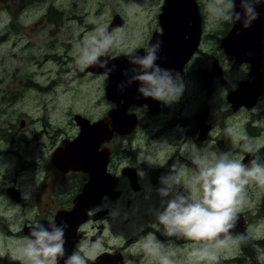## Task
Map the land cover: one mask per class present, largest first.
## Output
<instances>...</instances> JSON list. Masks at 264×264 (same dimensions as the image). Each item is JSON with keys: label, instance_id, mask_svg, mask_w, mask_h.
<instances>
[{"label": "flooded vegetation", "instance_id": "1", "mask_svg": "<svg viewBox=\"0 0 264 264\" xmlns=\"http://www.w3.org/2000/svg\"><path fill=\"white\" fill-rule=\"evenodd\" d=\"M190 1L192 7L187 13L192 15L193 20L185 22V27L181 30V41L186 45L191 42V45L196 43V46L180 72L185 86L180 102L175 106V103L164 105L160 101L145 98L139 92L141 87L139 83L136 84L137 92L135 93L138 94L139 99L134 96H125L126 98L115 101L107 92L110 76L94 73L88 68V74L101 78L103 81L105 106L102 110L105 112L96 120H92L86 114H75L74 133L63 134L61 129L57 128L56 135L51 138L53 151L47 156L48 161L44 162L43 166L37 163L30 164L39 169L30 175L36 179L33 186L37 185L39 189H41L38 184L39 177L47 180L53 178L46 170L49 172L53 170L56 173V178L53 180L57 181V188H54L52 203L46 208L36 207L35 210V206L41 207L45 203L34 198L29 206L24 204L26 188L14 179L13 182L17 185L7 188L8 204L5 202L7 206L4 209L11 208L13 214L10 225L5 227V233L0 234V241L19 244L24 236L30 234V228L35 223L41 222L47 228L48 221L56 220L58 227L65 222L69 225L65 235L66 257L63 259L70 256L76 244L84 240L92 243L98 241L101 246L93 258L89 259L88 264H154L138 246L140 236L153 231L160 241L165 244L172 243L177 253L175 258L178 264H192L188 258V251L196 246L195 242L166 237L162 235V226L160 231L152 227V224L156 223L155 211L163 210L162 198L157 194L156 189L162 187L161 178L169 174L174 164L194 167L191 161L181 154L185 143H195L198 147H203L210 142L217 150L231 155L238 153L234 145H241L247 138L252 144L256 140L255 142L259 141L261 144V148L264 147V125H262L264 81L261 80V92L255 103L252 99L248 102L250 107L237 108L231 101L232 94L249 79L253 68L264 75V59L255 61L253 59L251 62L231 60L221 46L233 30L234 23L218 21L211 16L207 11L206 0ZM164 2L165 0H162L158 27L149 34L147 41L129 52L118 53L117 49H114L110 53V62L122 56L144 51L153 43L155 36L163 34L160 15ZM112 24L108 27V31L114 34L118 28L113 27L117 28L113 30ZM122 24L125 25L123 18ZM262 42L264 43V40ZM211 43L214 45L212 48ZM127 66H130L129 71L133 68H137L136 72L140 70L138 65L130 62ZM128 86L130 87L127 83ZM190 91L194 94L189 95ZM254 91L252 90L253 96L259 88ZM123 105L126 106L127 116L133 121L136 120V124L132 123L126 133H118L114 131L110 121L108 129L113 133L109 140L100 146V151L109 152L106 166L109 178H106V181L103 179L98 184L104 189L106 183L109 192L107 194L103 192L104 195L99 203H84L80 207L77 205L78 198L87 189L91 179L90 174L83 168L69 170L64 166L65 170H63L53 162V154L63 146V143L70 144L80 136L81 123L77 121V116L81 117L80 122L88 120L94 124L101 119H109L112 111ZM222 105L225 108L223 110L220 108ZM189 106H191L190 109L187 108ZM195 106H197L196 109H193ZM254 158L259 160L262 158L258 149L252 153L241 151L239 157L245 164ZM148 161L154 164H149ZM104 175L105 172H102L103 178ZM185 175L189 174L185 173ZM66 180L69 182L68 187ZM247 192L250 203L247 209L239 213L232 234L235 237H243L240 243L244 244L242 247L247 244L248 251H240L245 256L239 257L238 262H228L229 260L226 261L225 258L220 257L218 264H264L258 251L264 248V189L258 187L255 193L248 187ZM39 193L43 197V192ZM41 197L39 196V199ZM153 207L155 211H150ZM31 213L34 215H30ZM22 215L26 216V221L23 220L24 217L21 218ZM80 251L83 255L88 252V248L85 247ZM8 254L13 256V252ZM8 259L9 257L6 258ZM63 259L59 264H64ZM16 264H20V261L17 260Z\"/></svg>", "mask_w": 264, "mask_h": 264}, {"label": "rangeland", "instance_id": "2", "mask_svg": "<svg viewBox=\"0 0 264 264\" xmlns=\"http://www.w3.org/2000/svg\"><path fill=\"white\" fill-rule=\"evenodd\" d=\"M162 4V0H0V234L5 233L13 214L11 208L4 209L7 188L17 185L14 179L26 188L24 204L29 206L33 198L45 203L35 206L36 210L52 203L56 173L46 170L53 178L39 177V189L30 176L39 169L30 164L43 166L48 161L56 129L71 135L75 114L96 120L105 112L103 81L76 62L77 45L96 27L108 29L120 15L125 25L113 28L121 41L116 51L138 48L158 27ZM51 8L56 14L50 19ZM220 108L225 109L224 105ZM255 141L252 144L247 138L234 145L238 153L232 156L239 159L241 151L258 149L264 162V147ZM65 183L68 187L69 182ZM251 189L257 193L258 186L251 185ZM21 218L26 221V216ZM19 244L0 241V264H16L12 257L18 254ZM243 245L221 250L220 257L238 262L245 256L240 251H248V245ZM258 251L264 263V248Z\"/></svg>", "mask_w": 264, "mask_h": 264}, {"label": "clouds", "instance_id": "3", "mask_svg": "<svg viewBox=\"0 0 264 264\" xmlns=\"http://www.w3.org/2000/svg\"><path fill=\"white\" fill-rule=\"evenodd\" d=\"M262 3L264 0H209L206 7L218 21L234 23L241 19V12L236 10L239 6L243 10V27L248 29L259 18L256 6ZM120 43L106 27L98 26L77 45L76 62L84 69H105L103 74L110 76L116 67L114 64L107 67L110 53ZM161 48L162 41L157 39L144 49L146 55L136 53L129 56V62L140 69L132 80L141 85L139 92L143 97L171 105L180 102L185 86L179 72L156 63ZM124 74L127 75L126 72ZM123 88V84L118 85L121 92ZM181 154L194 167L174 164L169 174L161 178L162 187L156 192L162 198L163 210L150 208L156 215V223L152 227L160 231L162 226V235L166 237L195 242L196 246L188 251L192 264H218L221 250L243 240V237H235L232 230L236 227L239 213L250 203L247 188L255 185L264 189V162L254 158L245 164L230 153L217 150L210 142L203 147L185 143ZM48 225L46 228L41 222L35 223L30 234L21 239L18 254L12 258L19 260L20 264H59L66 257L65 235L69 225L65 222L58 227L56 220L48 221ZM138 246L154 264H178L172 243L160 241L153 231L140 236ZM85 247L88 252L82 255L80 249ZM100 249L98 241L82 240L71 255L63 259L64 264H88Z\"/></svg>", "mask_w": 264, "mask_h": 264}, {"label": "water", "instance_id": "4", "mask_svg": "<svg viewBox=\"0 0 264 264\" xmlns=\"http://www.w3.org/2000/svg\"><path fill=\"white\" fill-rule=\"evenodd\" d=\"M191 7L190 0H165L164 2L162 14L160 15V25L163 29V34L155 36L153 40V43H155L157 39L162 41V48L160 52L157 53L159 59L156 61L162 68L175 69L180 73L183 65L194 52L196 43L191 45V42L186 45L181 41V30L185 27V22L193 20L192 15L187 13L190 11ZM236 10L241 12V19L234 22L233 30L223 41L221 47L231 60L251 62L253 59L254 61L264 59V43L262 42L264 40V3L256 6L259 18L254 21L252 26L248 29L243 27V10L239 8V6H237ZM181 21H183L182 24ZM123 25L122 18L116 16L111 28ZM191 37L193 36L191 35ZM137 53L141 56L146 55L143 51ZM249 53H251V55H249ZM128 62L129 56H122L115 59L113 62L109 61L107 65L109 68H111L113 64L116 66L110 75L107 88L108 95L112 97V99H115V101H119L128 96L138 97V94L136 95L135 93L137 92V83L139 82L132 80L133 76L136 75L138 71L136 72L135 70L137 68H133L129 71L130 66H127ZM89 70L94 73H103L105 71V69H100L98 67H90ZM255 70L256 69L253 68V73H251L249 79L243 82L239 89L231 96V101L237 108L241 106L248 107V102H250L251 99L252 102L255 103L261 92L260 88L262 87V81H264V75ZM125 72L127 75L124 74ZM173 76H175V72ZM129 81L132 82L129 83ZM127 83L130 87H127ZM119 84H125L126 86H124V88L126 87L127 89H123V92H121L118 89ZM257 88H259V91L254 93L255 95L253 96L252 90L254 91V89ZM252 102L251 104H253ZM125 107L124 105L119 107L112 111L109 119L104 118L94 124H91L88 120L80 122L81 117L77 116V121L81 123L80 136L70 144L63 143V146L53 154V162L63 170H65L64 166L69 170L83 168L84 171H88L90 174V183L84 193L78 198L77 205L80 207L84 205V203H99L104 193L107 194L109 192L106 183L104 189H102V186L99 187L103 179L109 178L106 173L109 152L107 150L100 151V146L108 141L113 133L112 130L108 129L110 121L114 127V131L118 133H126L128 127L132 123L133 125L136 124V120L133 121L127 116ZM102 172H105L104 178Z\"/></svg>", "mask_w": 264, "mask_h": 264}, {"label": "trees", "instance_id": "5", "mask_svg": "<svg viewBox=\"0 0 264 264\" xmlns=\"http://www.w3.org/2000/svg\"><path fill=\"white\" fill-rule=\"evenodd\" d=\"M32 1H35V0H32ZM37 1H40V0H37ZM55 14L56 12L53 10V8H51L49 9L47 16L51 19L53 15L55 16Z\"/></svg>", "mask_w": 264, "mask_h": 264}]
</instances>
